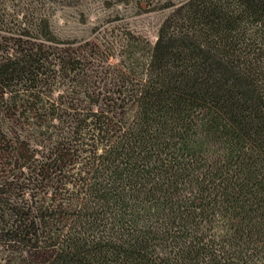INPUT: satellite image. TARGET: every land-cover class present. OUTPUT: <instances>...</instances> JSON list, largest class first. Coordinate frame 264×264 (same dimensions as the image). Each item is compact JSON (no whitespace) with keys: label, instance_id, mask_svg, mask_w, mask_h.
<instances>
[{"label":"trees","instance_id":"obj_1","mask_svg":"<svg viewBox=\"0 0 264 264\" xmlns=\"http://www.w3.org/2000/svg\"><path fill=\"white\" fill-rule=\"evenodd\" d=\"M146 57L118 118L89 112L73 148L35 160L43 197L0 198L19 252L0 264H264V0H187ZM37 71L11 58L0 85Z\"/></svg>","mask_w":264,"mask_h":264},{"label":"rangeland","instance_id":"obj_2","mask_svg":"<svg viewBox=\"0 0 264 264\" xmlns=\"http://www.w3.org/2000/svg\"><path fill=\"white\" fill-rule=\"evenodd\" d=\"M186 1L0 0V65L30 55L38 66L34 80L0 85V198L8 192L23 206L43 197L49 185L28 179L35 160L73 148L89 112L118 118L162 22ZM13 148L22 158L11 166ZM23 164L29 171L17 170ZM4 238L0 256H17Z\"/></svg>","mask_w":264,"mask_h":264}]
</instances>
